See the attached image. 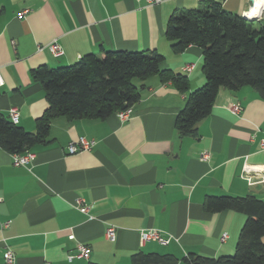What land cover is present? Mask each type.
<instances>
[{"label": "crops", "instance_id": "0c3cea01", "mask_svg": "<svg viewBox=\"0 0 264 264\" xmlns=\"http://www.w3.org/2000/svg\"><path fill=\"white\" fill-rule=\"evenodd\" d=\"M202 1L0 0V111L17 107V125L34 131L47 101L31 70L105 50H155L164 56L160 67L187 76L189 90L199 87L202 49L174 52L164 28L174 11ZM213 1L242 16L249 5ZM248 19L264 24V9ZM52 40L63 49L57 57L37 47ZM187 63L194 68L184 71ZM138 81L144 84L140 98L124 119L118 111L98 119L54 117L46 141L20 153L34 154L25 165L13 164L12 153L0 146V264L6 249L14 264H130L138 251L169 253L177 264H189L182 259L189 252L219 257L234 251L245 214L203 206L207 196L264 199L263 98L248 85L222 87L197 135L180 136L174 117L185 94L157 75ZM234 103L240 112L231 111ZM80 137L93 146L69 153L68 144ZM203 151L207 159L200 158ZM78 201L88 211L80 212ZM109 226L114 240L105 237ZM147 228L170 236L167 245L142 242ZM78 244L89 247L88 257L68 260Z\"/></svg>", "mask_w": 264, "mask_h": 264}, {"label": "trees", "instance_id": "16d2710c", "mask_svg": "<svg viewBox=\"0 0 264 264\" xmlns=\"http://www.w3.org/2000/svg\"><path fill=\"white\" fill-rule=\"evenodd\" d=\"M165 35L174 52L188 45L202 49L204 83L189 90L187 76L160 67L164 56L155 50H105L102 55L88 53L71 64L31 70L44 90L47 107L36 119L34 131H27L0 111V146L10 153H22L44 143L50 120L105 118L128 108L140 98L144 84L135 85L151 75L169 81L185 94V102L174 122L181 135H197V123L212 108L217 90L238 89L248 85L264 100V24H256L240 14L224 9L213 0L194 8L180 9L169 15ZM208 211L234 209L245 214L234 251L219 257L189 252L182 259L189 264H264V199L254 195L207 196ZM169 253L132 254L130 264H177Z\"/></svg>", "mask_w": 264, "mask_h": 264}, {"label": "built area", "instance_id": "2783aa9c", "mask_svg": "<svg viewBox=\"0 0 264 264\" xmlns=\"http://www.w3.org/2000/svg\"><path fill=\"white\" fill-rule=\"evenodd\" d=\"M147 4H152V3H156L160 2L161 0H146ZM264 9V0H249V5L247 7V9L242 12L243 16L245 17H251L252 15H258L260 13V11H262ZM22 12H20L21 14ZM38 50H42L43 48H47L53 55H55L57 57V55L62 54L63 49L60 46V44L56 41V40H52L48 43H46L45 45H39L37 46ZM194 63H187L185 64L183 67L184 71H190L194 68ZM3 84V79L0 75V85ZM242 109V107L240 106V104L238 103H234L231 105V111L234 113H238L240 112V110ZM19 110L17 109V107H11L9 109L8 115L9 118L14 122L17 123L19 120ZM130 107L123 109V110H119L118 111V115L120 118L124 119L126 117H128V115L130 114ZM94 141L93 140H89L86 139V137H80L78 138V140L76 142H71L68 144V146L66 147L69 153H76L82 150H87L90 149L91 146H93ZM260 146L262 149H264V134L263 137L260 140ZM209 153L207 151H203L200 156L201 159H207ZM34 157V154L31 152L25 153V154H20V153H12V158H13V164L15 165H25L27 164V162L31 161ZM77 207L80 210V212H86L88 211V207L82 203H80V201H78L77 203ZM8 225V221H5L2 223V226H7ZM70 237H72V235H70ZM105 237H107L109 240H114L115 239V228L113 226H109L106 229L105 232ZM140 238L142 240V242L148 241V240H153L156 241L160 244H166L169 242L170 240V236H168L167 234H165L163 231H161L160 229H156V228H147V229H142L140 232ZM227 238V233L223 232L220 235V241H225V239ZM76 252L75 253H71L67 255L68 260H72L73 258H81V257H88L89 255V247L87 245H83V244H78L76 246ZM3 257H4V261L6 264H14V260L15 257L13 255V253L9 250L6 249L3 252Z\"/></svg>", "mask_w": 264, "mask_h": 264}, {"label": "rangeland", "instance_id": "374dc122", "mask_svg": "<svg viewBox=\"0 0 264 264\" xmlns=\"http://www.w3.org/2000/svg\"><path fill=\"white\" fill-rule=\"evenodd\" d=\"M138 80H139V79H137V78H133L131 82H132L133 84L137 85V84L139 83ZM263 240H264V238H263Z\"/></svg>", "mask_w": 264, "mask_h": 264}]
</instances>
